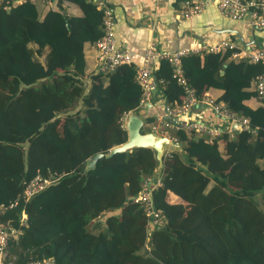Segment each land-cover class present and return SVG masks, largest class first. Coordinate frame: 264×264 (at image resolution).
<instances>
[{
	"label": "trees",
	"instance_id": "obj_1",
	"mask_svg": "<svg viewBox=\"0 0 264 264\" xmlns=\"http://www.w3.org/2000/svg\"><path fill=\"white\" fill-rule=\"evenodd\" d=\"M48 1L44 11L34 0L0 3V223L21 229L5 263L264 264V100L246 103L259 98L264 62L234 58L236 48L184 55L188 85L198 95L222 90L213 98L248 123L232 131L225 120L214 138L171 129L182 149L164 156L160 173L149 147L99 158L86 170L96 154L128 139L124 118L144 108L143 88L135 63L104 74L97 59L89 64L104 34L97 3ZM154 76L165 104L180 106L185 89L170 62L157 61ZM153 122L147 116L144 125ZM37 176L52 180L26 199ZM148 178L159 227L134 200Z\"/></svg>",
	"mask_w": 264,
	"mask_h": 264
},
{
	"label": "built area",
	"instance_id": "obj_2",
	"mask_svg": "<svg viewBox=\"0 0 264 264\" xmlns=\"http://www.w3.org/2000/svg\"><path fill=\"white\" fill-rule=\"evenodd\" d=\"M20 1V0H18ZM210 1H213L221 15L231 18L233 20H248L249 24L254 28H264V0H185L182 2L181 11L185 18H192L198 14L203 13ZM103 11V26L104 34L96 41L98 49L97 71L101 73H108L114 71L122 64H131L132 58L130 52L118 44L116 36V16L113 9L107 5H100ZM224 48L235 49V46L229 42H222L215 45H210L205 49H179L171 51L168 49L159 48L157 42L152 41L145 51L144 65L138 68L136 79L143 88L141 97V104L145 105L153 100L155 92L159 89L160 82L154 76V69L157 61L168 60L173 67L174 76L178 82L184 85L185 98L180 106L175 108L164 106V116L155 118V122L150 124L151 130L149 132H156L159 135L168 136L171 140L177 141L170 133V130H176L181 126L179 117H181L187 110L194 105L204 104L210 106L214 112L222 116L225 120L233 123L244 125L248 123L247 118L238 116L236 113L230 111L225 103L217 101L207 93L198 95L195 90L190 87L184 76L181 59L188 53L200 52H217ZM234 58H250L252 61L264 62V48H256L243 53L235 51ZM255 85L259 99L264 100V73L255 79ZM189 132L196 131L202 133L209 138H214L223 132L220 126L210 125L201 121H191L185 126ZM232 130V129H231ZM233 131V130H232ZM167 154V153H166ZM52 179L42 178L37 176L32 180L25 189V198L29 199L36 192L43 189ZM151 178H148L145 187L135 198L136 202L143 204L146 214L150 217L151 224L154 226L163 225V217L159 210L155 208L152 196ZM161 181L158 180L157 183ZM26 214H22L21 224H26ZM21 233V229H17L9 223H0V255L4 258L7 253L8 241L12 237H17ZM28 264H53L52 258L42 260H31Z\"/></svg>",
	"mask_w": 264,
	"mask_h": 264
},
{
	"label": "crops",
	"instance_id": "obj_3",
	"mask_svg": "<svg viewBox=\"0 0 264 264\" xmlns=\"http://www.w3.org/2000/svg\"><path fill=\"white\" fill-rule=\"evenodd\" d=\"M38 7L44 11L52 5L48 0H34ZM100 5L110 6L116 16V36L118 44L126 48L132 58V63L141 67L145 62V51L148 45L155 41L159 48L171 51L179 49H205L210 45L229 42L238 52L264 48V28L252 27L248 20H233L220 14L213 1L208 3L206 10L185 18L181 11L182 1L178 0H92ZM2 0H0V3ZM51 2V3H50ZM67 10L72 14H79L77 5L66 3ZM89 64L94 66L98 58L97 49L88 51ZM220 89L207 92L212 97L222 94ZM151 104H145L136 114L145 120V117L164 116L165 99L158 89ZM251 107L261 104V99L252 98L246 101ZM127 116L124 118L126 121ZM201 121L214 126H224L225 119L213 109L204 104L194 105L187 110L179 122L182 126L191 121ZM144 130L149 132L150 125H144ZM181 146V144H180ZM182 149V146H181ZM173 151V150H171ZM170 152V150H169ZM177 197V198H176ZM173 202H180V198L170 193ZM0 264H5V257L0 255ZM11 264V263H10Z\"/></svg>",
	"mask_w": 264,
	"mask_h": 264
},
{
	"label": "water",
	"instance_id": "obj_4",
	"mask_svg": "<svg viewBox=\"0 0 264 264\" xmlns=\"http://www.w3.org/2000/svg\"><path fill=\"white\" fill-rule=\"evenodd\" d=\"M224 73V71H221ZM151 103H148V106ZM145 120L133 112L128 113L127 119L125 121V127L128 132V139L116 146H113L106 153L96 154L92 160H89L85 169L90 170L95 167L99 158L111 157L118 152H125L128 150H133L134 148L149 147L156 151L157 158L159 160V165L156 172H162L164 166V156L169 150L180 151L181 146L178 141L171 140L168 136L159 135L156 132H146L143 130ZM231 129L233 131H240L242 125L239 123H233Z\"/></svg>",
	"mask_w": 264,
	"mask_h": 264
},
{
	"label": "rangeland",
	"instance_id": "obj_5",
	"mask_svg": "<svg viewBox=\"0 0 264 264\" xmlns=\"http://www.w3.org/2000/svg\"><path fill=\"white\" fill-rule=\"evenodd\" d=\"M180 144V143H179ZM260 203H261V199H260ZM262 204V203H261ZM6 264V263H5Z\"/></svg>",
	"mask_w": 264,
	"mask_h": 264
}]
</instances>
